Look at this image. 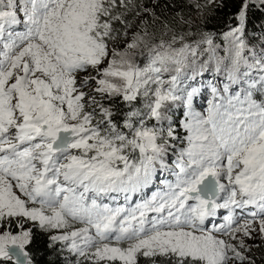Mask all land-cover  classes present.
<instances>
[{
	"label": "snow or ice",
	"instance_id": "6c2138e0",
	"mask_svg": "<svg viewBox=\"0 0 264 264\" xmlns=\"http://www.w3.org/2000/svg\"><path fill=\"white\" fill-rule=\"evenodd\" d=\"M254 4L264 10L243 0L221 48L211 33L189 42L175 30L192 21L165 14L174 0H0V264H34L37 232L66 264H256L264 43L245 39ZM178 101L182 138L169 117Z\"/></svg>",
	"mask_w": 264,
	"mask_h": 264
},
{
	"label": "trees",
	"instance_id": "16d2710c",
	"mask_svg": "<svg viewBox=\"0 0 264 264\" xmlns=\"http://www.w3.org/2000/svg\"><path fill=\"white\" fill-rule=\"evenodd\" d=\"M242 2L243 0H215V3L210 4L208 0H194L193 3H189V0H174L175 7L165 9V14L170 19L176 17V20H179V16H177V13H179L192 21L190 26L179 23L174 24L176 31L194 34L189 38V42L193 39H199L201 32H207L213 35L214 43L223 48L225 45L223 34L228 32L231 27L236 26L235 17L241 8ZM195 3H198L201 7L197 9L194 6ZM245 39L250 45H254L257 48L261 43H264V10H261L258 4L251 5L248 10ZM205 75L207 76L208 74L206 73ZM187 83L195 85V82L192 81ZM208 99H210V95L203 91L194 101L193 107L195 111L203 113L207 108ZM184 112L185 108L180 102V105L175 107L170 115L173 127L176 128L181 138L186 135L179 124L180 121L184 120ZM165 127H167L166 124ZM178 141L180 139L177 141L170 140L169 143L175 144ZM153 190L155 189L153 188ZM60 249L61 246L59 244L50 245L47 234L37 232L28 251L34 264H66L65 257L67 253L62 252ZM259 257L256 259V264H264V250L259 251ZM4 264H12V262L7 261Z\"/></svg>",
	"mask_w": 264,
	"mask_h": 264
},
{
	"label": "rangeland",
	"instance_id": "374dc122",
	"mask_svg": "<svg viewBox=\"0 0 264 264\" xmlns=\"http://www.w3.org/2000/svg\"><path fill=\"white\" fill-rule=\"evenodd\" d=\"M221 54H223V52H221ZM179 105H180V102L178 101V102H176V104H174V105L171 107L170 112H169V117H170V115L172 114V110H173L175 107L179 106ZM175 146H176L177 148H180V147L183 146V143H182L181 140H180V141H178V142L175 143ZM150 191H151V189H150L148 192L150 193ZM250 243H251V242H250ZM260 250L263 251L264 249L254 250V252L252 253V255L255 256V259L260 258V257H259V251H260Z\"/></svg>",
	"mask_w": 264,
	"mask_h": 264
}]
</instances>
